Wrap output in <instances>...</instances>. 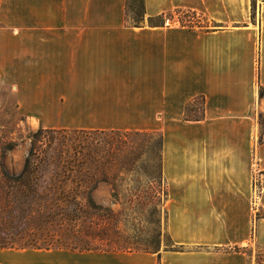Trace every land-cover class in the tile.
<instances>
[{"label": "crops", "instance_id": "1", "mask_svg": "<svg viewBox=\"0 0 264 264\" xmlns=\"http://www.w3.org/2000/svg\"><path fill=\"white\" fill-rule=\"evenodd\" d=\"M127 2L0 0L10 11L0 17V82L43 128L159 133L173 248L0 254L21 264H256L264 252V0H145L140 27ZM178 11L213 26H184ZM159 16L163 23H149ZM201 97L204 120H186Z\"/></svg>", "mask_w": 264, "mask_h": 264}, {"label": "trees", "instance_id": "2", "mask_svg": "<svg viewBox=\"0 0 264 264\" xmlns=\"http://www.w3.org/2000/svg\"><path fill=\"white\" fill-rule=\"evenodd\" d=\"M135 2L141 8L140 11L131 8L132 20L134 26L140 27L145 20V0ZM163 21L164 16H159L151 18L149 23L159 25ZM263 89L260 87V97ZM185 118L204 120L205 98L191 101ZM108 132L121 131L40 127L34 136V141L40 144L34 142L19 173L10 171L4 164L13 147L0 148L1 250L160 251V233L153 243H144L143 248L135 246L136 241L119 228L121 212L99 205L94 198L101 183L109 184L117 197L128 177L150 175L146 168L136 166L134 161L139 158L132 152L128 154L124 144L106 141L98 145V139L93 136ZM59 135L75 136L76 142L70 143L69 139L68 143H61ZM154 168L157 176L150 175L151 181L159 190L167 188V201L169 192L162 171V155ZM134 196L140 201L144 197L137 193Z\"/></svg>", "mask_w": 264, "mask_h": 264}, {"label": "rangeland", "instance_id": "3", "mask_svg": "<svg viewBox=\"0 0 264 264\" xmlns=\"http://www.w3.org/2000/svg\"><path fill=\"white\" fill-rule=\"evenodd\" d=\"M127 17L130 23H134L131 8H137L140 11V4L135 0H129ZM9 10L4 11L0 8V17L8 16ZM180 19L184 26L209 27L213 26L202 14L198 12L179 11L174 16ZM173 17V15H172ZM5 28L1 25L0 29ZM14 32V28H10ZM258 107V122L260 126V140L264 141V89L261 91ZM260 93V91H259ZM36 121H30L22 116L16 107V97L14 88L6 83L0 82V148L13 147L4 160L6 167L19 173L24 166L28 152L34 144V136L40 129ZM56 137V136H54ZM98 139V145L106 141L124 144L126 152L135 154L139 160L134 161L137 167L146 168L148 174L157 176V167L161 157V137L159 133L152 132H126L106 133L104 135L93 136ZM49 138V136H47ZM46 141H49L48 139ZM60 142H76V137L70 135L69 138L57 136ZM44 140V139H43ZM96 142V141H95ZM37 144H40L37 142ZM46 145V143H45ZM150 175L139 177H128L120 188L119 196L114 197L112 187L107 183H101L94 192V198L99 205L112 208L121 212L119 228L126 235L132 237V241L137 247L143 248L146 243H153L159 238V250L173 248V241L168 232V213L166 209L167 188H159L155 182L151 181ZM129 184L128 186L126 184ZM167 184H165L166 186ZM158 191H161L158 194ZM137 193L143 197V200H136L133 195ZM157 195V197H156ZM144 203V204H143ZM101 244V242H98ZM145 243V244H144ZM1 253V252H0ZM256 264H264V252L261 249L256 251ZM0 254V264H21L20 261H11L8 257H2Z\"/></svg>", "mask_w": 264, "mask_h": 264}, {"label": "built area", "instance_id": "4", "mask_svg": "<svg viewBox=\"0 0 264 264\" xmlns=\"http://www.w3.org/2000/svg\"><path fill=\"white\" fill-rule=\"evenodd\" d=\"M257 191H258V193H259V186H256V193H257ZM255 212L257 213V214H260V211L259 210H255Z\"/></svg>", "mask_w": 264, "mask_h": 264}]
</instances>
